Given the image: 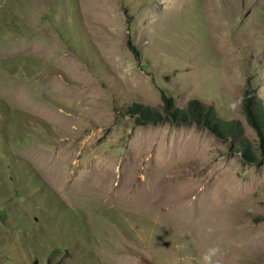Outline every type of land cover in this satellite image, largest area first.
I'll return each instance as SVG.
<instances>
[{
	"label": "rangeland",
	"instance_id": "rangeland-1",
	"mask_svg": "<svg viewBox=\"0 0 264 264\" xmlns=\"http://www.w3.org/2000/svg\"><path fill=\"white\" fill-rule=\"evenodd\" d=\"M248 82L264 128V0H0V264H264V157L123 114L257 147Z\"/></svg>",
	"mask_w": 264,
	"mask_h": 264
},
{
	"label": "trees",
	"instance_id": "trees-1",
	"mask_svg": "<svg viewBox=\"0 0 264 264\" xmlns=\"http://www.w3.org/2000/svg\"><path fill=\"white\" fill-rule=\"evenodd\" d=\"M130 48L137 51L135 47L128 43ZM164 113L156 108L143 105L139 102H133L129 105L123 114L135 117V123L145 125L147 123L167 122L171 124H187L196 122L203 126L217 137L222 139H231L236 145L233 151L239 152L240 156L247 163H258L259 156L264 157V128L262 113L259 109V103L256 98L255 90L248 82L241 97V108L247 123L257 132L259 136V145L254 147L250 145L247 137L243 133V128L236 123L222 125L221 122L212 117V111L197 99L189 100L185 107H177L169 96L163 95Z\"/></svg>",
	"mask_w": 264,
	"mask_h": 264
},
{
	"label": "clouds",
	"instance_id": "clouds-1",
	"mask_svg": "<svg viewBox=\"0 0 264 264\" xmlns=\"http://www.w3.org/2000/svg\"><path fill=\"white\" fill-rule=\"evenodd\" d=\"M220 252L217 247H211L201 256L200 264H219L218 261H214V257Z\"/></svg>",
	"mask_w": 264,
	"mask_h": 264
},
{
	"label": "bare ground",
	"instance_id": "bare-ground-1",
	"mask_svg": "<svg viewBox=\"0 0 264 264\" xmlns=\"http://www.w3.org/2000/svg\"><path fill=\"white\" fill-rule=\"evenodd\" d=\"M194 205V204H193Z\"/></svg>",
	"mask_w": 264,
	"mask_h": 264
}]
</instances>
